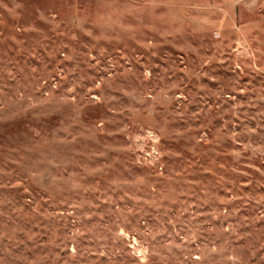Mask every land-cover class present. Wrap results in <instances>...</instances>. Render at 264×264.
<instances>
[{
    "label": "rangeland",
    "instance_id": "obj_1",
    "mask_svg": "<svg viewBox=\"0 0 264 264\" xmlns=\"http://www.w3.org/2000/svg\"><path fill=\"white\" fill-rule=\"evenodd\" d=\"M0 264H264V0H0Z\"/></svg>",
    "mask_w": 264,
    "mask_h": 264
}]
</instances>
